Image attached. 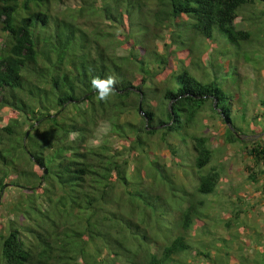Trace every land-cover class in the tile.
<instances>
[{
	"label": "trees",
	"instance_id": "16d2710c",
	"mask_svg": "<svg viewBox=\"0 0 264 264\" xmlns=\"http://www.w3.org/2000/svg\"><path fill=\"white\" fill-rule=\"evenodd\" d=\"M78 1L66 6V0H0L6 37L0 48V109L10 110L9 123L0 128L9 136V145L0 147V207L8 214L0 223V264H194L192 253L203 257L200 264H227L211 257L212 247L202 243L196 249L192 242L208 232L200 211L217 203L221 174L210 167L191 189L184 188L148 160L146 148L159 135L184 168L179 144L168 141L178 139L193 152L190 168L206 167L212 157L207 139L189 136L186 129L207 109L229 127L227 144L241 142L251 162L245 165L247 178L255 182L263 172L264 139L242 140L246 136L224 106L222 81L206 76L203 83L186 67L173 69L174 51L158 50V40L167 31L187 54L204 42L212 48L229 42L238 56L239 44L250 38L234 26L238 11L264 0ZM259 16L264 9L249 19ZM110 76L117 83L102 100L91 81ZM174 84L176 89L169 88ZM139 104V121L122 123ZM100 120L128 143L132 157L112 152L107 139L89 145ZM252 133L259 136L264 128ZM130 159L146 161L148 182L139 168L128 177Z\"/></svg>",
	"mask_w": 264,
	"mask_h": 264
},
{
	"label": "rangeland",
	"instance_id": "374dc122",
	"mask_svg": "<svg viewBox=\"0 0 264 264\" xmlns=\"http://www.w3.org/2000/svg\"><path fill=\"white\" fill-rule=\"evenodd\" d=\"M79 4L78 0H66L64 2L66 6H78ZM263 9L264 5L257 3L254 7H247L246 10L243 8L238 11L239 17L234 23L236 30L250 32V38L242 40L239 44L238 56H236V44L232 45L229 42L214 44V48L211 47L209 42H204L201 43V47L193 48L192 52L187 54L182 51L184 48L181 50V48H177V45L170 41V38H168L169 32L167 31L162 32L160 34L162 39L158 40V50L161 52L174 51V58L171 61L173 69L180 66L186 67L185 69L192 76H195L203 83L209 81H205L206 76L209 79L217 77L222 81L219 86L223 91L224 106L230 110V118L236 128H238V132L246 136L242 137L245 142L255 140L258 137L264 139V133L259 136L252 133L253 130L264 128V16H259L256 20H254L255 18L249 19L260 15V11ZM5 39V34L0 31V48ZM243 46L245 51L241 52ZM119 54H127V52L119 50ZM214 61V67H209V64L214 63ZM225 62L229 66L227 70H223L222 64H226ZM176 63L177 65H175ZM172 71H169V73L171 74ZM155 83H159L160 87L165 84L164 81L160 80ZM177 87L178 84L169 85V88L173 90ZM9 111L7 107L0 109V128L9 123ZM139 115L137 111L131 110L120 121L123 123L124 120H127L131 123H136L139 121ZM24 128L27 129L28 127L25 125ZM228 128L216 112L206 109L199 113L190 127L186 129L189 136L197 135L206 138L212 150L211 162L201 170L192 166V169L190 168L191 162L189 161L194 156L193 152L190 145H188V148L185 147V149L178 139L168 138V141H172L176 145L179 144L177 155L182 160L184 158V168L177 166L175 163L177 161L176 157L159 141V135H156L153 140L148 142L149 147L146 148L147 157L148 160L157 162L158 165L163 167L176 184L183 183L184 188L188 187L190 189L198 181V176L208 172L210 167H214L221 174L217 185V195L214 198L217 203H210L200 211L204 215L206 214L204 217L201 215V220L205 222V229L208 232H200L202 234L198 233L196 235L195 240L192 241L195 248L197 249L200 244L205 243V246L212 247L209 250L212 258L220 259L221 262H225L228 259L227 264H240L235 258L237 255H242L244 258L247 257L249 261H254L252 264H256V261L258 264H263L264 165L259 168L263 171L262 174L258 176L255 182H251L247 178L245 167V165H251V162L243 154L241 142L229 145L224 141L228 137ZM108 135L109 137L107 138L106 136ZM1 137L3 140L0 142V147H7L9 145V136L0 131ZM106 139L108 140L107 146L112 152L122 154L120 155L122 158L128 157L129 153L131 157L133 156V152L128 149V143L122 142V140L111 134L109 123L105 120H100L95 125L94 135L90 139L89 145L99 146ZM142 157H144L143 154L140 158ZM143 159L137 162L129 160V166L126 170L128 177L131 176V173H134L135 169L139 168L140 176L143 180H147L145 170L148 174L150 169L147 170L146 161H143ZM179 162L183 163L182 161ZM12 177L10 176L8 181L13 179ZM8 181L6 180V183ZM9 196L14 198L16 196L15 191H11ZM211 196L213 197L214 195ZM7 197L8 194L5 195V199ZM203 198L209 199L210 196H203ZM235 211H238L237 218L233 215ZM3 216H8V214L5 208L0 207V223L3 221ZM196 223L199 224L198 221ZM226 223H229L230 226L226 227ZM191 234L195 235L194 229ZM206 235H209V237ZM260 245L263 246L258 249ZM213 247L221 249V253H217V249L214 250ZM226 252L230 254L229 257L225 255ZM215 253L220 256L215 257ZM190 257L194 259V264H200L204 260L203 257L194 253L190 254Z\"/></svg>",
	"mask_w": 264,
	"mask_h": 264
},
{
	"label": "clouds",
	"instance_id": "9594fccd",
	"mask_svg": "<svg viewBox=\"0 0 264 264\" xmlns=\"http://www.w3.org/2000/svg\"><path fill=\"white\" fill-rule=\"evenodd\" d=\"M92 86L99 90V98L106 100L113 93V86L117 83L115 77H108L106 79L95 78L91 81Z\"/></svg>",
	"mask_w": 264,
	"mask_h": 264
},
{
	"label": "water",
	"instance_id": "95a60500",
	"mask_svg": "<svg viewBox=\"0 0 264 264\" xmlns=\"http://www.w3.org/2000/svg\"><path fill=\"white\" fill-rule=\"evenodd\" d=\"M138 113L141 114V108H140V104L138 105Z\"/></svg>",
	"mask_w": 264,
	"mask_h": 264
}]
</instances>
